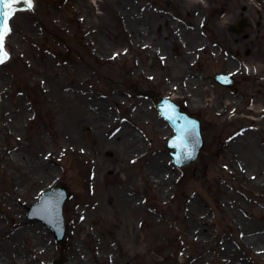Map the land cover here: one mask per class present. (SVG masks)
I'll use <instances>...</instances> for the list:
<instances>
[{"label": "rangeland", "instance_id": "1", "mask_svg": "<svg viewBox=\"0 0 264 264\" xmlns=\"http://www.w3.org/2000/svg\"><path fill=\"white\" fill-rule=\"evenodd\" d=\"M241 19L242 29L229 30ZM10 28L9 57L0 67V252L23 223L41 229L44 245L37 256L32 237L28 246L18 241L26 264L60 258V264H264L240 244L243 234L264 237V168L251 148L235 145L233 157L227 152L231 135L250 123L264 126L263 113L245 111L264 110V70L257 100L249 102L239 95L242 78L225 67L230 47L246 34L264 41V0H33L31 10L13 15ZM217 73L230 75L235 87L217 84ZM54 78L80 87L77 108L100 117L102 129L68 138L76 106L41 91ZM148 94L200 118L204 146L194 164H172L166 141L173 131ZM122 134L130 139L128 151L114 145ZM252 139L264 148L262 132ZM12 146L23 153L44 147L50 155L43 160L54 171L43 182L23 181L15 199L11 183L20 179L1 157ZM254 172L255 179H244ZM55 186L68 194L64 243L27 217ZM120 190L132 200L128 209L117 198ZM207 245L223 246L228 255L215 257Z\"/></svg>", "mask_w": 264, "mask_h": 264}, {"label": "bare ground", "instance_id": "2", "mask_svg": "<svg viewBox=\"0 0 264 264\" xmlns=\"http://www.w3.org/2000/svg\"><path fill=\"white\" fill-rule=\"evenodd\" d=\"M33 7V6H32ZM32 9V8H31ZM29 8H24V10H31ZM263 40H260L258 37L252 36V34H246L245 38L241 43L236 44L234 47H230L229 52L226 54L227 59L225 61V67L229 71V73L235 77H240L243 80V85L240 89L239 95L243 98H247L249 102L257 100L258 97V84L257 76L259 73L264 70V65L259 64V57L260 55L264 56L263 52ZM252 47L249 50V53L242 56L238 53L241 49ZM262 48L263 52L258 49ZM262 53V54H261ZM234 57L235 59H233ZM254 58V61H253ZM233 60H237V65L233 62ZM253 61V62H252ZM51 83V84H50ZM46 85V84H45ZM69 84L61 83L58 79L54 78L52 82H49L47 86L41 89L42 92L49 93V96L53 98V100H60L67 102L68 105H74V112L72 117L68 120V138H73L74 134L81 132L82 130L86 129L88 133L94 135V131H99L103 128L102 119L94 113L90 111H82L78 109V105L80 103L79 97V90L80 87L76 85H72V89H69ZM36 88H39V85L35 83L34 85ZM212 104H214L215 99L211 98L209 100ZM225 108L229 110L228 115L226 116L227 123H232L237 118H234L232 115L235 112L234 107V100L229 99L225 103ZM246 112L249 114L252 113H263L261 107H249L245 109ZM20 120V118H19ZM15 130H18V125H13ZM254 132H262L264 134V126L260 125L256 129H254L253 125L250 123L244 127L243 130H239L236 135L230 136V142L233 141V145L231 146L232 150H228V156H234V149L235 145L239 147H248L252 149V157L253 161L256 164H261L264 168V148L259 147L258 145L254 144L252 139V133ZM114 145L120 147L123 151H128L130 148V139L125 134H122L115 142ZM230 148V149H231ZM50 153L42 147L39 151L34 153H23V150L18 148L17 146H12L11 149L7 152H3L2 159H4L5 163L9 165V167L18 174V178L20 181L16 183H11V192L12 197H17V189L22 187L23 181H28L30 184H35L37 182H43L47 179H51L53 176V169L52 167L45 163L43 159H48ZM42 157V158H41ZM159 173L156 172V176H159ZM254 172L252 175L248 177H243L246 180L255 179ZM113 180L120 184L118 181V177L113 175ZM160 180V179H159ZM251 181V180H250ZM256 185V184H255ZM118 200L122 203V206L125 209H128L132 206V200L128 195L127 191L120 190L118 192ZM15 199V198H14ZM239 213V208L237 209ZM16 230L9 238L8 250L0 252V264H26V257L19 255L17 250V243L20 239H23L25 243L28 244V240L30 237L37 243L39 248L35 251V255H39L41 249L44 248L42 243L43 234L41 229L35 225L32 226H25L23 223L20 225H16ZM240 244L241 246L247 250L248 252L255 255V257L264 262V237L261 235L249 236V235H241ZM209 249L214 251L215 257L218 254L221 257H224L225 253L223 246L220 247L219 245H207ZM2 248V247H0ZM3 249V248H2ZM44 250V249H43ZM190 257H187V262ZM228 259V258H227ZM224 260L219 258V262H223ZM119 264V263H115ZM153 264H159L158 262H154ZM189 264V263H187ZM224 264V262H223Z\"/></svg>", "mask_w": 264, "mask_h": 264}, {"label": "water", "instance_id": "3", "mask_svg": "<svg viewBox=\"0 0 264 264\" xmlns=\"http://www.w3.org/2000/svg\"><path fill=\"white\" fill-rule=\"evenodd\" d=\"M21 7L28 8L27 4L20 2L11 5L10 8H6L5 11L8 12L11 10L15 12ZM245 22V19H241L238 21L237 26H230L229 30L237 32L239 31L238 29L243 28ZM5 31L7 32V29ZM213 79L218 84L229 89L235 87V81L229 75L219 73L215 74ZM151 102L157 109L159 115L167 121L174 132V135L166 143L168 155L173 165L180 169L195 163L204 146L201 134V121L199 118L189 115L180 105H177L169 98H154ZM67 198L68 194L66 189L61 186H56L43 193L39 201L28 209V219L38 220L51 229L54 239L58 243H64L65 240L66 229L63 207ZM61 261L62 258L46 264H60Z\"/></svg>", "mask_w": 264, "mask_h": 264}, {"label": "snow or ice", "instance_id": "4", "mask_svg": "<svg viewBox=\"0 0 264 264\" xmlns=\"http://www.w3.org/2000/svg\"><path fill=\"white\" fill-rule=\"evenodd\" d=\"M20 2L27 4L29 9L33 6V0H0V64L5 62L6 53L4 52V39L7 32L11 31V28L8 25V20L14 15V12L11 10L6 12L5 9ZM5 29H7V32Z\"/></svg>", "mask_w": 264, "mask_h": 264}]
</instances>
